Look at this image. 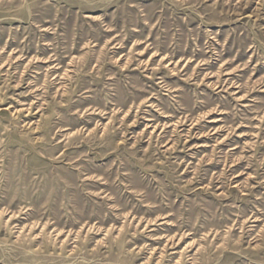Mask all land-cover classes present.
Segmentation results:
<instances>
[{
	"label": "rangeland",
	"instance_id": "374dc122",
	"mask_svg": "<svg viewBox=\"0 0 264 264\" xmlns=\"http://www.w3.org/2000/svg\"><path fill=\"white\" fill-rule=\"evenodd\" d=\"M0 264H264V0H0Z\"/></svg>",
	"mask_w": 264,
	"mask_h": 264
}]
</instances>
